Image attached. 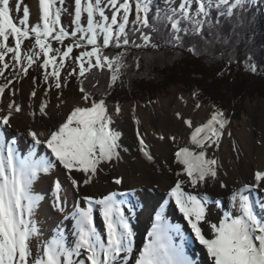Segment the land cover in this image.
Here are the masks:
<instances>
[{"label":"snow or ice","instance_id":"1","mask_svg":"<svg viewBox=\"0 0 264 264\" xmlns=\"http://www.w3.org/2000/svg\"><path fill=\"white\" fill-rule=\"evenodd\" d=\"M262 3L264 0H163L161 7L154 0H74L69 11L67 0H38V20L32 23L24 0H0V129L10 128L13 117L24 111L15 99L18 89L14 81L26 77L34 65L43 69L44 96L53 88L60 92L56 108L66 103L62 89L69 77L77 78L80 92L79 100L58 124L45 125L42 131L28 128L33 145L27 156L22 157L16 141L7 142L0 131V264H128L133 257L134 264H192L183 244L173 243L171 234L180 235L181 229L168 223L164 205L156 213L147 241L137 250L135 232L124 207L130 203L124 199L129 193L117 191L99 198L83 196L87 207L76 203L70 214L75 221L74 240L66 242L63 230L58 229L55 236L34 251L33 241L39 235L34 215L42 197L33 186L41 174L47 175L59 165L79 191L81 184H92L106 166L121 161L122 153L128 151L121 142L122 133L114 127L115 117L122 111L120 105L117 103L110 111V93L97 98L86 84L90 76L97 71L105 73L109 78L107 87L112 88L133 66L127 63L130 49L170 47L202 56L214 46L223 24L247 23ZM65 13L71 17L67 27L62 23ZM30 39L34 41L32 47L22 51V45ZM66 41L70 42L65 44ZM53 42L61 47L54 48ZM74 49H79V53L73 55ZM111 49L117 51L113 53ZM140 59L133 57L137 69ZM68 60L74 67L67 77H62ZM9 68L12 79L5 75ZM247 70L258 71L251 57ZM33 84L38 86L36 78ZM37 96L33 87L30 97ZM199 97L198 91L191 93L195 109L203 107ZM179 99L184 104L188 102L184 96ZM48 105V100H40L41 118L51 119ZM31 107L29 102L28 108ZM212 109L210 118L200 124H194L180 111L175 113L190 130L191 147H179L174 154L175 162L182 167L174 173L168 196L183 214L195 239L206 249L211 264H264V199L252 198L253 192L264 194V170L255 171L253 182L232 190L228 210H223L220 199L213 200L197 191L210 181L219 183L220 188L227 187L219 179L220 162L214 152L230 121L221 109L215 105ZM28 115L35 118L37 113L30 111ZM134 122L140 124L135 116ZM136 136L139 151L147 161L155 163L139 128ZM159 139L165 137L161 135ZM39 145L48 149L50 155L37 159L35 149ZM123 182V177L114 180L116 185ZM62 190V182L57 179L56 202L61 211ZM209 204L222 210L217 223L209 219ZM96 210L103 221V233L94 223Z\"/></svg>","mask_w":264,"mask_h":264},{"label":"bare ground","instance_id":"2","mask_svg":"<svg viewBox=\"0 0 264 264\" xmlns=\"http://www.w3.org/2000/svg\"><path fill=\"white\" fill-rule=\"evenodd\" d=\"M31 91V87L27 86V88L17 92L15 99L24 106V111L13 117L10 128L0 129V131H3L7 142L16 141L15 147L22 157L27 156L29 151L32 150L33 142L31 137L27 135L28 128L42 131L45 125L52 127L58 124L76 102V100L67 102V107L64 109L62 107L65 103L60 108H56V105L60 102H51L50 106H48L51 119L41 118L38 113V104L41 99L51 100L52 96L50 94L44 96V93H41L36 98H31ZM180 96H184L188 100V95L176 93L159 102L157 107L149 113L135 112L132 107H124L122 113L115 117L114 127L122 133L121 142L124 147L128 148V151L122 153L123 159L121 161L106 166L92 184L87 186L81 184L79 191H77L67 179L66 171L59 165L49 174H41L40 179L33 186L34 191L42 197L40 205L35 212L34 221L43 241L46 238L51 239L55 236L58 229L63 230L66 242H71L67 240V237L74 240L72 234L75 221L70 219L74 205L80 203L81 206L87 207V204L82 200L85 195L99 198L111 191H117L128 192V196L133 201V205L130 207L132 209L130 210L131 212L129 211L130 208L125 211L126 215L132 220L131 225L135 232V248L138 250L143 246L148 239V228L151 226H148L150 216L155 213L153 203L168 193L175 180V171H180L182 167L175 162L174 154L179 147H191L189 143L190 130L176 118L175 113L180 111L185 117H191L194 124L206 122L211 115L207 106L195 109L188 102L187 104L181 102ZM7 99L8 95L6 94L5 103ZM62 99L64 100L63 97ZM29 102H31V108H28ZM109 109L110 111L114 110L110 106ZM30 111H36L37 115L35 118L28 115ZM250 112L251 117L245 120L242 129L235 131L229 128L225 131L219 149L214 152L220 162L219 179L227 187L220 188L219 183L210 181L204 188L197 190L208 194L213 200L220 199L223 202V210H228L230 207L229 197L232 190L242 186L244 183L253 182L255 171L264 170V101L259 99L255 101L250 106ZM134 116L140 120L139 125L134 122ZM137 128H139L145 143L148 145V149L154 156L155 163L147 161L139 151V141L136 136ZM228 132L231 133L230 136L227 135ZM161 135L165 137L164 140L159 139ZM172 136L177 138L176 141L169 139ZM26 148L28 152L25 151ZM35 151L37 159L50 155L49 150L43 145L36 146ZM117 177H123L124 182L121 185L114 183ZM57 179L62 182L63 189L61 203L64 210L58 209V211L62 212V216L57 209L50 208L52 201V206L54 204L59 208L54 195L55 181ZM50 185L53 188H50L53 193L48 191L46 195L47 188ZM187 190L192 191V189ZM252 194L255 200L264 199V194L259 191ZM209 209V219L211 222L217 223L219 218L222 217V210L216 208L214 204H209ZM256 210L259 212V208ZM94 213L98 226L100 225L99 231L103 233L104 225L99 211L96 210ZM65 217L69 218L65 219ZM167 219L171 225H180L181 234H175L173 243L177 245L183 244L185 253L192 261V264H211L206 249L195 239L187 221L177 207L168 211ZM205 232L207 233V227H205ZM197 252L200 253L199 257L196 256ZM128 264H134V257L129 260Z\"/></svg>","mask_w":264,"mask_h":264},{"label":"trees","instance_id":"3","mask_svg":"<svg viewBox=\"0 0 264 264\" xmlns=\"http://www.w3.org/2000/svg\"><path fill=\"white\" fill-rule=\"evenodd\" d=\"M263 16L264 3L260 5V8L249 18L247 23L237 26L232 23L223 24L214 46L206 54L199 57L193 56L186 50L170 47H161L159 50L130 49L127 63L133 66L125 70V74L120 78L133 86L127 92L116 93L112 88H108V75L100 71H97L95 76H90L86 84L89 90L95 92L97 98L104 93H110L109 95L114 102H122L123 99L129 98L130 92L134 100L146 105L154 100L152 97L154 93L150 92L159 88L158 84H155L156 80L162 76L165 78L172 76V71L179 68L182 71L202 76V79H196V83L190 89L191 92L195 90L200 93L199 101L202 100V93L216 105L227 103L226 100L230 97L229 94H226L227 92L233 95L231 97H242L245 92L264 95V44L260 41ZM111 51L114 53L117 50L111 49ZM230 56L232 57L231 62H229ZM133 57L141 58L138 69L134 66ZM249 57H251L252 63L257 65V73L247 70ZM186 65L192 66V69L187 68ZM225 71L227 77H224V74H218ZM230 72L232 75L229 74ZM140 73L145 78H140L142 76L139 75ZM147 83L148 92L144 89V85ZM93 84L96 85L95 88L92 87ZM111 90L114 92L112 93ZM223 90L226 92L223 93Z\"/></svg>","mask_w":264,"mask_h":264},{"label":"rangeland","instance_id":"4","mask_svg":"<svg viewBox=\"0 0 264 264\" xmlns=\"http://www.w3.org/2000/svg\"><path fill=\"white\" fill-rule=\"evenodd\" d=\"M12 2L14 3L15 0H12ZM73 2H74V0H67L66 6L69 7V11H72ZM24 3L27 4L30 8V22H32V23L37 22V20H38V0H24ZM155 4H159L161 7H163V0H155ZM14 15H15V13H14ZM20 15H22V12L20 13ZM131 18H133V17H130V19ZM70 22H71V17L67 13H65L62 16L63 25L67 27L70 25ZM260 33H261L260 34V41L262 44H264V16L262 18ZM68 42H70V41H66L65 44H67ZM33 43H34V41L31 39L28 41H25V43L22 45V51H27L29 48L32 47ZM53 47L54 48L61 47V45L53 42ZM79 51H80L79 49H74L73 55L78 54ZM6 60H9V58L6 57ZM72 67H74L72 61L68 60L66 68L64 70H62V77H67V73L69 71H71ZM184 67H185V65H184ZM186 67L189 69H192V66L186 65ZM195 68H197V67H195ZM49 71H51V67L49 68ZM42 72H43V69H41L38 65H34L33 68L29 69V73L26 77H24L22 80H18V82L14 81L18 91L23 89V88H27V86H30L31 89H33V87H36L38 94L44 93L45 88H44L43 83H42ZM172 72H173V75L170 77L166 76L167 78H165L164 76H162V77H159L160 78L159 80H156L157 77L155 78V80H156L155 84H158L157 86L159 88L156 91L154 90V91L150 92V93H154L152 96V97H154L153 98L154 100L147 103L146 105L145 104L142 105L141 103L134 100L131 97V93L129 92V94H130L129 98H125V99H123L122 102L118 103L120 105L121 109L123 110L124 107H128V108L132 107L135 112L141 111L144 113H149V112L153 111V109L155 107H157L159 102L169 98L170 96L175 95L176 93L181 94V95H185V94L188 95L187 101H188L189 105L194 108V104L196 101H194L191 98V93H192L191 91L192 90H190V89L196 83V81H197L196 79H202V76L200 77L199 75L188 73V71H182L179 68H175V70H173ZM232 72H230L229 74L232 75ZM223 74H224V77H227L226 71ZM5 75L8 76L9 79H12V69L9 68V69L5 70ZM139 75H142V76H140V78L141 77L145 78V76L142 73H140ZM200 75H202V74H200ZM33 78H36L38 86L33 84ZM146 79H144V81H146ZM0 81H1V83H3L2 78H0ZM178 82H180V83H178ZM131 87H133V86H130L127 82H125V80L123 81V79H120L117 82V84L112 87V89L114 91H116V93H122V92H127L128 89H131ZM78 89H79V81L77 80V78L75 76L69 77L67 80L66 87H64L62 89V93H63L62 97L66 101L65 105H63V107H62L63 109L65 107H67L66 106L67 102L73 101V100H76V101L79 100L80 92ZM144 89L148 92V89H149L148 83L144 85ZM113 90H111L112 93L114 92ZM225 92L226 91L223 90V93H225ZM6 94H7V92H6ZM49 94L52 96V99L48 101L49 102L48 106H50L51 102L55 103L56 101H59L57 99V97L60 95V92H58L55 88H53ZM226 94H229L228 96H230V97L233 96V95H231V93H228V92ZM110 96L111 95H108V97L110 99L107 100V103L111 108L114 109V106L117 103H114V101H112V98ZM117 96H118V94H117ZM230 97L228 98V100L225 99L227 101V103L225 102L224 105H216L212 100L208 99L209 97L208 98L205 97V94L202 93V97H201L202 100L200 102L202 103L203 106H207L209 113H211L213 110L212 105H215L217 108L221 109L224 112L225 116L230 121L229 125L226 127V130L231 128L235 131H238L239 129L243 128L245 120H247L248 118L251 117L250 106L253 105L255 103V101H257L258 99L264 101V95H261L258 93L250 94L249 92H245V94H243L242 97L241 96L231 97V98ZM261 107L263 108V106H261ZM121 113H122V111H121ZM25 151L28 152V149L26 148ZM215 151L217 152V150H215ZM50 188H51V185L48 186L47 191H46V195H47L48 191L50 193H52ZM95 197H97V196H95ZM52 202H51L50 208L56 209V207L54 205L52 206ZM58 213H60V215L62 216V212L58 211ZM136 230H137V223H136ZM46 240H48V238H46ZM67 240L73 241V240L69 239L68 237H67ZM43 242L44 241L41 238V235L39 234L38 237H36L33 241L34 251L38 250L40 245ZM198 254H200V253L197 252L196 256H198Z\"/></svg>","mask_w":264,"mask_h":264}]
</instances>
